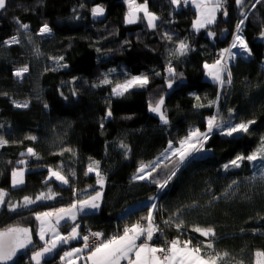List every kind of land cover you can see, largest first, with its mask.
Listing matches in <instances>:
<instances>
[{"label":"trees","instance_id":"trees-1","mask_svg":"<svg viewBox=\"0 0 264 264\" xmlns=\"http://www.w3.org/2000/svg\"><path fill=\"white\" fill-rule=\"evenodd\" d=\"M225 3L215 23L194 31V10L188 4L177 8L170 0H147L148 10L159 18L156 28L147 27L146 20L125 23V0H7L6 9L0 10V136L8 141L0 146V189L6 192L0 230L26 227L34 241L11 264H33L30 253L40 246L35 213L67 207L81 192L95 189V172L85 174L94 161L105 178L103 199L99 209L77 217L82 232L92 228L107 239L123 233L125 226L144 225L151 204L141 202L153 198L161 242L178 236L191 238L193 245L211 241L215 252L229 254L221 264H255V253L264 251V161L244 160L228 171L223 165L256 151L264 137V0H245L247 19L241 35L251 55L230 59L231 83L227 72L220 84L206 78L204 64L214 63L217 49L229 41H220L218 35L226 26L232 30L238 6L235 0ZM97 5L105 13L94 18L91 9ZM225 10L227 22L222 19ZM17 20L29 29H20ZM45 23L51 34L39 35ZM13 36L20 42L4 43ZM181 41L189 46L183 56L175 52ZM59 57L63 59L57 64L52 58ZM25 66L29 71L17 78L14 70ZM169 66L177 74L170 89ZM141 74L149 78L146 87L129 89L123 96L112 94L115 84ZM105 76L111 84H100ZM161 96L167 125L149 110V103ZM14 100H25L28 106L16 107ZM213 115L232 124L255 123L248 133L233 137L214 131L206 151L183 164L173 156L162 160L152 179L162 183L176 171L163 189L152 179H132L139 165L152 162L169 141L176 146L190 130L206 131ZM29 148L36 155H29ZM23 165L24 184L12 187L11 172ZM50 168L62 169L69 184L49 179ZM49 188L57 194L55 199L23 205L25 196L35 199ZM180 220L184 227L178 230ZM195 226L212 227L216 235L203 237L192 230ZM62 250L59 247L46 264Z\"/></svg>","mask_w":264,"mask_h":264},{"label":"snow or ice","instance_id":"snow-or-ice-1","mask_svg":"<svg viewBox=\"0 0 264 264\" xmlns=\"http://www.w3.org/2000/svg\"><path fill=\"white\" fill-rule=\"evenodd\" d=\"M174 6H181L182 4L193 3L196 7L199 18L195 21L194 27L199 30L206 28L209 25L215 23L216 14L218 11L223 9L226 0H170ZM261 2V0H257ZM128 4V12L125 17V23L136 24L141 20H146L147 27L156 28V21L159 19L154 13L150 12L147 7V0L144 3L138 4L136 0H126ZM236 5L243 9L245 0H235ZM7 7V0H0V10H4ZM105 13V9L102 6H94L91 9L92 16L101 17ZM143 13V17L139 15ZM223 15L227 16V11H223ZM243 19L236 25L235 36L232 40L230 48L224 49L220 57L215 60L214 63L204 64V68L207 70L206 74L211 77L214 81L223 84L224 78L223 73L228 72V61L234 59L236 53L232 49L239 48L241 52L251 55V50L248 47L247 42L240 34L242 31L241 25L244 23V19H247L245 12H241ZM19 28L25 32L29 29V25L21 23L17 20ZM51 28L47 23L43 24L39 29V35H46L51 33ZM167 39H172L167 33L164 34ZM209 36L214 37L215 33L209 31ZM264 37V32L261 33ZM31 39V37H29ZM19 38L13 36L10 39L4 41L5 44H17ZM188 45L181 41L176 48L175 52L183 56L188 51ZM39 50L37 49V52ZM226 54V55H225ZM57 64L63 57L52 58ZM66 66V65H64ZM52 70H56L53 68ZM29 71L28 67H22L14 72L16 77H22L24 73ZM115 71V70H112ZM168 83L167 87L172 88V78L177 75L175 69L171 66L167 68ZM159 75V73H156ZM228 83H231V73L228 72ZM112 81L105 76L100 81V84L108 85ZM149 78L147 75L141 74L132 76L130 79H126L123 83H117L112 87V94L115 96H123L129 89L132 88H144L148 85ZM75 94V93H74ZM199 99V97H196ZM15 103L16 107H27L28 104ZM47 107V105H45ZM164 108V97L161 96L154 104L149 103V110L153 113L158 114L161 122L165 125L169 123ZM107 115H112L109 110ZM255 121H247L232 124L229 120H223L216 115H213L207 119L206 131L200 129L190 130L187 136L178 141L179 146L173 147V143L169 141L168 147L165 149V153H171V156L178 157L177 164H183L188 159L192 158L195 154L203 153L206 151L205 144L211 138L214 131L219 130L220 135L233 137L236 134L248 133L250 125ZM103 127V125H101ZM30 139H36V137H30ZM8 143L2 136H0V146ZM122 149H127V145L121 143ZM29 155H36L32 148L27 149ZM23 155V154H22ZM264 161V137L261 138L260 147L252 152L251 154L237 155L231 159L228 163L223 165L225 171L231 168H239L241 162L247 160L249 162H255L257 160ZM20 164H24L25 161H19ZM94 165V166H93ZM158 164L152 162L144 164L143 162L137 168L136 174L132 177L133 180H145L152 179L153 172L157 170ZM61 170L49 169V179L54 177L63 185L69 184V178L61 174ZM95 172L96 183L103 188L105 183L104 176L99 171V162L94 161L87 168L86 175ZM75 175V172L72 173ZM176 175V171L172 170L170 174L166 176L163 182H159L152 179V182L157 184L159 188H165L169 181ZM24 171L23 169H13L11 172V184L12 187H18L24 184ZM261 178L264 179V172L261 173ZM48 183V180L45 181ZM236 181H233L235 184ZM91 187V186H90ZM231 187V185H230ZM56 193L51 188L48 189L47 193L41 192L35 199L25 196L23 199L24 206H30L40 201H48L56 198ZM73 195H77L76 191H73ZM6 192L0 189V205L6 203L5 201ZM103 199L102 191H95L94 195H88L85 198H78L74 200L69 206L52 209L44 212L35 213V219L39 221V226L36 234L39 240L43 242V246L38 250H33L30 259L35 264H41V261L54 250H56L61 244H68L70 241L82 239L83 246L72 248L69 251H65L60 256L61 261H67V264H72L73 260L80 259V253H83L86 249H89V236L83 235L79 231L80 225L76 223L78 213H83L86 210H97L100 208V201ZM11 210H15L17 205H11ZM156 205L152 204L149 207L147 217L143 218L147 220V226L141 223H134L130 227L125 226L122 234L113 235L107 239H100V243L90 248L86 256V260L90 261L91 264H121L122 261H126L127 264H221L228 257V253H218L214 251V245L209 241L206 245L202 242L201 244L193 245L191 238L182 239L176 237L171 241L166 242L165 246L158 247L153 246L149 242L153 240L154 234L160 231L158 226L154 224V217L152 209H155ZM64 222V226H67L69 222H72V226L67 234H61L59 227L61 222ZM169 223V221H165ZM175 227L179 230L184 227V221L180 220L175 224ZM193 231L199 233L203 237H215L216 233L212 227H200L195 226ZM93 237L102 238L103 233L95 232L91 233ZM46 237H48L46 239ZM143 238V239H142ZM138 241H140L138 243ZM32 230L26 227L11 226L6 229L0 230V264H11L18 252L27 249L30 245H33ZM202 248L204 249L202 251ZM256 261L255 264H264V251H257L255 253ZM242 264V262H241Z\"/></svg>","mask_w":264,"mask_h":264},{"label":"crops","instance_id":"crops-1","mask_svg":"<svg viewBox=\"0 0 264 264\" xmlns=\"http://www.w3.org/2000/svg\"><path fill=\"white\" fill-rule=\"evenodd\" d=\"M188 5H190V7L194 10V12H195V17H194V19H193V21H192V29L194 30V31H198L195 27H194V23H195V21L199 18V14H198V11H197V9H196V7L194 6V4L193 3H188ZM219 12V11H218ZM218 12H217V14H216V20H217V16H218ZM212 25V24H211ZM203 29V28H202ZM200 30V29H199ZM206 69H205V75H206ZM207 79H209V80H211V81H213V82H216V81H214L211 77H209L208 75H207V77H206ZM217 83H219V82H217ZM225 83V82H224ZM221 84V83H220ZM160 156V155H159ZM85 193H84V191L83 192H81L79 195H78V198H83ZM77 198V199H78ZM153 198H148V199H146L145 201H143V202H141V203H146V202H150L151 200H152ZM140 203H138V204H135L134 206H138ZM87 211H93V210H86L85 212H87ZM84 213V212H83ZM81 213H78V215H77V217L80 215ZM38 223V222H37ZM38 226H39V223L37 224V230H38ZM144 226H147V223L146 224H144ZM70 228L71 227H69V226H64V222L62 221L61 222V226L59 227V231H60V233L61 234H67L68 232H69V230H70ZM79 231H80V233H81V235H82V231H81V229H79ZM122 234V233H121ZM37 238H38V240H39V237H38V235H37ZM48 237H46V239H47ZM143 239V238H142ZM80 240L81 239H77V240H73V241H70L68 244H61L59 247H61L62 246V249H64V250H62V252L60 253V255H59V257L58 258H60V256L61 255H63V253L65 252V251H69L70 249H72V248H77V247H82L83 245L80 243ZM39 242H40V246H38L35 250H38L40 247H42L43 246V242L42 241H40L39 240ZM140 241H138V243H139ZM150 244H152L153 246H156L155 244H153L151 241L149 242ZM31 246V245H30ZM58 247V248H59ZM57 248V249H58ZM56 249V250H57ZM24 250H26V249H23V250H21V251H24ZM56 250H54L52 253H50V254H48L42 261H45V260H47V259H49V258H51L53 255H54V253L56 252ZM88 251H89V249H86L83 253H80V259L79 260H73L72 261V264H91V262L90 261H87L86 260V256H87V254H88ZM31 255H32V252L30 253V257H31ZM30 261L33 263V264H35V262L34 261H32L31 259H30ZM41 261V262H42ZM121 264H127V262L126 261H122L121 262Z\"/></svg>","mask_w":264,"mask_h":264},{"label":"built area","instance_id":"built-area-1","mask_svg":"<svg viewBox=\"0 0 264 264\" xmlns=\"http://www.w3.org/2000/svg\"><path fill=\"white\" fill-rule=\"evenodd\" d=\"M185 7H187V4H182L181 6H179V7H177V8H185ZM227 7V4L225 3L224 4V6H223V8H226ZM243 10L241 9V8H239L238 7V9H237V11H236V20H235V23H234V25H233V28H232V30H231V32H230V36H229V41H231V35L234 33V30H235V28H236V25L239 23V21L241 20V19H243V17H242V15H241V12H242ZM243 12H245V11H243ZM51 34V33H50ZM228 46H230V43L228 42V45L226 44V46H224V47H222V48H220V49H217V52H216V55H215V58L217 57V58H219L220 57V54H221V52L224 50V49H226ZM153 200V199H152ZM155 205H157V203L155 202ZM158 217H154V224L156 225V226H158V228L160 229V231L159 232H157L156 234H154V237H153V240L151 241L152 243H153V241H159L157 244H156V246H158V247H162V246H165L166 245V242H168V241H160L161 240V227H160V225H159V221H158V219H157ZM147 223V222H146ZM95 232H98L97 230H95V229H92V228H87V229H85L84 230V232H82V235L81 236H83V235H88L89 236V241H88V243H89V249L90 248H92V247H94L95 245H97L98 243H100V239H102V238H96V237H93L92 235H91V233H95ZM100 233V232H99ZM80 243L83 245V240L81 239L80 240ZM205 244V243H204ZM41 264H46V262L45 261H42L41 262ZM49 264V263H48ZM50 264H67V261H61L60 260V258H56L55 260H54V262H52V263H50Z\"/></svg>","mask_w":264,"mask_h":264},{"label":"rangeland","instance_id":"rangeland-1","mask_svg":"<svg viewBox=\"0 0 264 264\" xmlns=\"http://www.w3.org/2000/svg\"><path fill=\"white\" fill-rule=\"evenodd\" d=\"M137 2V1H136ZM125 3H126V0H125ZM138 4H142V3H140V2H137ZM126 5H127V11H126V14H125V17H126V15H127V12H128V4L126 3ZM177 7V6H176ZM139 15H141V16H143V13H139ZM244 24V23H243ZM243 27V25H241V28ZM236 29V28H235ZM235 30H234V33L231 35L232 37H231V41H228L229 43H230V46H231V43H232V40L234 39V36H235ZM241 34V33H240ZM227 45H228V43H227ZM230 46H228L227 48H230ZM232 51L234 52V53H236V54H241V55H245V56H247L248 54L247 53H244V52H241L240 51V49L239 48H237V49H232ZM226 55V54H225ZM217 59V57L215 58V60ZM230 61V60H229ZM229 61H228V66H229ZM19 68H22V67H18V68H16L15 70H14V72L17 70V69H19ZM225 73H227V72H225ZM25 74V73H24ZM23 74V75H24ZM222 75H224V73L222 74ZM137 76V75H136ZM206 77H207V74L205 75ZM132 77V76H131ZM131 77H129L128 79H130ZM17 78H21V77H17ZM125 81V80H124ZM124 81H122L121 83H123ZM170 89V88H169ZM14 102H16V103H20V104H24L25 102H27V101H25V100H14ZM15 104V103H14ZM27 104H28V102H27ZM154 114H156V113H154ZM156 115H158V114H156ZM237 135V134H236ZM186 137V136H185ZM179 146V144L178 145H176V146H174L173 145V147H178ZM169 156H171V153L169 152V153H165V150L160 154V156H157L155 159H153L152 160V162H156L157 164L158 163H160L162 160H164V159H166V158H168ZM152 162H148V163H144V164H149V163H152ZM14 169H23V171H24V174H25V171L27 170V168H26V166L25 165H23V166H19V167H16V168H14ZM52 169V168H51ZM52 170H54V169H52ZM63 175V174H62ZM48 178H49V173H48ZM52 178H54V177H52ZM23 179H24V177H23ZM59 182V181H58ZM170 182V181H169ZM104 186H105V183H104V185H103V188L101 189V187L99 186V185H97V183H96V185H95V189L94 190H92V188H89L88 190H85L84 191V197L83 198H85L86 196H88V195H94L95 194V191H102L103 192V190H104ZM155 201V200H154ZM154 201L153 200H151L149 203L152 205L153 203H154ZM101 202V201H100ZM152 211H153V209H152ZM38 223H39V221H37ZM20 227V226H19ZM256 256H255V261H256Z\"/></svg>","mask_w":264,"mask_h":264},{"label":"water","instance_id":"water-1","mask_svg":"<svg viewBox=\"0 0 264 264\" xmlns=\"http://www.w3.org/2000/svg\"><path fill=\"white\" fill-rule=\"evenodd\" d=\"M222 19H223L224 22H227V21H228V15L225 16V15H223V13H222ZM230 32H231V30H230V28H229L228 26L224 27V28L222 29V31L219 33V35H218V39H219L220 41H224V40H226V39L230 36Z\"/></svg>","mask_w":264,"mask_h":264},{"label":"bare ground","instance_id":"bare-ground-1","mask_svg":"<svg viewBox=\"0 0 264 264\" xmlns=\"http://www.w3.org/2000/svg\"><path fill=\"white\" fill-rule=\"evenodd\" d=\"M190 41V40H189Z\"/></svg>","mask_w":264,"mask_h":264}]
</instances>
